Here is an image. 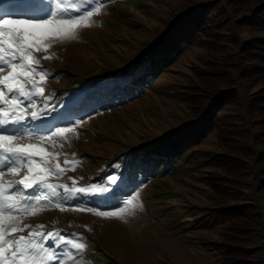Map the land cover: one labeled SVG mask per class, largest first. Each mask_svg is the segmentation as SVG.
Wrapping results in <instances>:
<instances>
[{"label":"rangeland","instance_id":"374dc122","mask_svg":"<svg viewBox=\"0 0 264 264\" xmlns=\"http://www.w3.org/2000/svg\"><path fill=\"white\" fill-rule=\"evenodd\" d=\"M98 2L102 5V11L93 16L94 24L91 27L78 30V39L55 42L48 48L47 53H35L41 59L37 70L48 73L43 85L44 96L33 97L37 111L41 113L40 119L33 120L31 116H26V119L19 125L9 124L0 127V131L16 129L20 133L28 131L34 135L47 136L50 132L55 131L56 127H75L76 132L66 134L69 143L64 144L63 147H61L60 141L41 145L49 152L59 153L61 163L65 158L69 160L75 158L78 161V166L74 171L68 170L59 178L52 177L50 182L56 185L67 184L69 187L73 186V181L76 182V187L107 186L108 194H78L85 198H91L82 201L77 197L78 195L70 199L66 198L63 188L58 187L57 191L61 195L52 199L54 202L62 203L66 210L61 211L50 206L43 208L36 215H25L22 219V226L31 225L35 228L42 224L45 226V233L51 231L54 236L59 233L66 239L84 243L85 249L82 252H77L69 245V249L66 247L67 245L57 247L55 239L41 241L46 247L53 248L59 259H64L66 264H80L79 262L83 261L78 258L67 260L66 254H70L68 250H74L77 256L82 258L91 252H101L104 254L102 257L106 262L109 259L113 261L109 264H222L219 260H208L207 255H204L202 248L199 247L198 242L203 241L201 238L212 237L211 234L200 231L187 232L186 230L185 235H179L169 228L173 216L189 212L193 205L201 207L209 205V200L200 195L202 189L198 187L202 188L203 186L198 183L201 172L191 170L186 175L175 179L170 177L168 181L164 182L150 180L148 189L143 184L142 189H131L126 196L123 194L119 196L116 205L105 206L114 198L111 193L114 185L109 184L108 178L116 176L117 183L121 182V187L126 185L123 175L113 173V169L118 166L116 158L125 152L139 149L142 145L150 143L147 142L149 140L157 142L165 136L179 132L183 126H187L188 123L185 122L192 119L202 105L199 99L195 101L194 98L188 97L186 85L191 79L195 80L198 75L203 76L210 69L216 68L215 62L232 59L231 47L222 46L224 40L219 37L217 45H212L210 48L198 46L199 44L190 47L189 50L184 48L179 61L170 72L161 78L158 87L150 88L138 102L107 111L83 122L70 120L65 125L59 126L55 123L53 105L48 103L49 97L50 100L57 97V93L52 92L54 89L69 88L66 91L75 98L77 88H73L72 84L81 79L88 81L94 76H102L99 74H103V72H105L104 76H108L135 64L138 56V58H142L147 53L145 46L154 42L157 37L163 38L166 26L180 15L189 3H186L185 0H151L135 2L132 6L124 7L117 3L104 4L101 0ZM262 2L263 0H235L237 12L230 16L238 19L237 24L245 23L244 19L249 18L250 11L254 10L253 13L261 11L264 7ZM96 3L97 0H93L91 4L85 5L82 11L90 10L96 6ZM53 11H55L54 0H0V19L4 15H8L14 20L47 19ZM78 14L73 13V15ZM233 23L236 24L235 21ZM248 31L247 28L246 32ZM240 39L243 41L245 38ZM155 45L157 43H154L153 46ZM45 55H50L53 58L43 59ZM16 62L18 63L19 60ZM238 62L240 69L243 61L240 59ZM0 67L6 69L0 75H7V66L0 64ZM223 68L221 75L226 83L231 81L234 71L230 65H225ZM64 73L65 75H63ZM66 74L69 75V78L65 77ZM228 78L230 80H227ZM35 79L39 80V77L37 76ZM253 81L251 80L250 84ZM258 83L252 85L254 92L257 90L258 93L264 92V82ZM219 84L221 88L228 86L222 82ZM14 94L18 95V93ZM246 94L250 97L248 93H245L244 96ZM11 95L13 94H9V96ZM62 96L57 97V101ZM21 99L23 98L21 97ZM30 103V101H24V106L27 107ZM258 113L263 118L264 115ZM30 120H33L32 123ZM260 136L263 141L259 148L261 147L263 150L264 134ZM22 142L37 143L35 140ZM213 142L214 138L211 137L204 144L203 149L215 150L223 155L230 153L218 146L212 148ZM246 147L249 146L246 145ZM246 147H241V150L244 148L246 150ZM247 156L249 158L252 155L248 153ZM261 158L262 156H259L258 160ZM35 159L39 161L40 158L37 156ZM258 160L255 159L256 163ZM248 163L246 158L237 161V163H231V165L229 162L220 161L224 171L235 178L233 182L221 187L222 192L218 191L221 193L222 199L229 204L242 202L252 191L257 192L258 190L253 182V177L249 176ZM9 166L6 162L0 164V171L6 173L5 178L20 179L21 177L7 174ZM208 170L212 172L213 169ZM106 175L107 177H105ZM17 187L19 188V186ZM237 187H239L238 193L235 191ZM167 193L171 194V199L165 198ZM137 194L143 207L136 209L125 220L103 218L89 211L72 210L75 207H80L111 211L116 207L123 206L122 201ZM25 195L50 197V191L37 187L26 190ZM152 196H161L162 205L157 204L154 199L156 197L152 198ZM238 197L239 200H237ZM150 198L151 201H149ZM27 231L29 229H26L23 234L27 235ZM260 248L263 247L255 248L256 260H261L264 257V250ZM59 259L49 262V264H59ZM86 264H90V262L87 261Z\"/></svg>","mask_w":264,"mask_h":264},{"label":"trees","instance_id":"16d2710c","mask_svg":"<svg viewBox=\"0 0 264 264\" xmlns=\"http://www.w3.org/2000/svg\"><path fill=\"white\" fill-rule=\"evenodd\" d=\"M101 1L126 7L151 0ZM185 1L189 2L188 6L166 26L163 38L157 37L147 44V53L142 58L138 56L135 64L108 76H104L103 72L99 74L102 76H94L88 81L81 79L72 84L73 88H77L75 98L66 91L69 88L54 89L52 92L57 93V97L63 96L58 101L57 97L54 100L49 97L48 103L53 105L55 123L59 126L70 120L83 122L107 111L123 108L138 102L150 88L158 87L161 78L179 61L182 49L189 50L198 44L210 48L217 45L219 37L223 38L222 46L231 47L233 58L215 62L216 68L203 76L198 75L186 85L188 97L195 101L199 99L202 107L179 132L157 142L149 140L147 142L150 143L116 158L118 166L113 173L123 175L126 185L121 187V182H118L112 187L114 198L105 207L116 205L117 198L122 194L126 196L131 189H142L143 184L148 189L150 180L164 182L170 177L175 179L186 175L191 170L201 172L198 183L203 186L198 187L202 189L200 195L209 200V205H193L189 212L170 216L173 218L170 230L179 235H185L186 230L211 234L212 237L201 238L203 241L198 242L208 260H219L222 264H264V257L256 260L254 256L256 247L262 246L260 249L264 250V149L259 148L263 141L260 135L264 134V116L261 118L258 113L264 115V92H254L252 87L256 82H264V7L256 13L250 11L249 18L244 19L245 23L237 24L238 19L230 16L237 12L235 0ZM242 37L245 38L243 41ZM154 43L157 45L153 46ZM239 58L243 61L242 70L238 67ZM225 65H230L234 71L231 81L226 83L221 75ZM65 77L69 78V75ZM251 80L254 81L250 84ZM221 82L228 86L221 88ZM245 93L250 97L247 94L244 96ZM211 137L214 138L212 148L218 146L230 153L223 155L215 150L203 149ZM241 147H246V150H241ZM248 153L252 155L249 158ZM259 156L262 158L258 160ZM244 158L249 162L248 173L258 190L252 191L242 202L229 204L222 199L220 189L235 178L224 171L220 161L231 165ZM208 169L213 170L210 172ZM77 197L82 201L91 199L81 195ZM153 197H156L157 204L162 205L161 196ZM170 197L169 193L165 196L167 199ZM66 247L69 249L68 245ZM68 252L78 260L82 259L80 264L87 261L90 264L113 262L110 259L106 262L101 252H91L84 258L77 256L74 250Z\"/></svg>","mask_w":264,"mask_h":264},{"label":"snow or ice","instance_id":"6c2138e0","mask_svg":"<svg viewBox=\"0 0 264 264\" xmlns=\"http://www.w3.org/2000/svg\"><path fill=\"white\" fill-rule=\"evenodd\" d=\"M92 2L93 0H54L55 11L47 19L14 20L8 15L0 19V64L6 65L8 69L7 75H0V127L19 125L26 116H31L33 120L40 119L41 113L37 111L33 97L44 96L43 85L48 73L37 70L41 59L35 53H47L48 48L55 42L78 39V30L91 27L94 24L93 16L102 11L98 0L95 7L82 11L85 5ZM52 58L50 55L43 57ZM5 70L0 67V73ZM37 76L39 80L35 79ZM24 101L31 103L25 107ZM72 132H76L75 127H56L47 136L34 135L28 131L20 133L16 129L0 131V164L6 162L10 165L7 174L21 177L9 180L5 178L6 173L0 171V264H49L59 259L56 251L46 247L42 240L55 239L57 247L69 245L77 252L85 249L86 245L78 240L66 239L59 233L54 236L51 231L45 233V226L42 224L35 228L31 225L22 226L25 215H36L43 208L50 206L61 211L66 210L62 203L52 199L61 195L57 191L58 187L63 188L64 196L69 199L78 194L108 192L107 186L76 187V182L73 181V186L69 187L67 184L56 185L50 182L52 177L59 178L68 170L74 171L78 161L75 158H65L61 163L59 153L49 152L41 145L60 141L63 147L69 143L66 134ZM25 140H35L37 143H23ZM37 156L39 161L35 159ZM53 161L56 162L53 164ZM108 179L109 184L115 185L118 178L111 176ZM37 187L48 189L50 197L25 195L26 190ZM122 204L123 206L111 211L80 207L72 210L89 211L99 217L125 220L136 209L143 207L138 194L122 201ZM26 229L29 231L24 235ZM66 255L67 260L75 259L71 254ZM59 264H66V261L59 259Z\"/></svg>","mask_w":264,"mask_h":264}]
</instances>
